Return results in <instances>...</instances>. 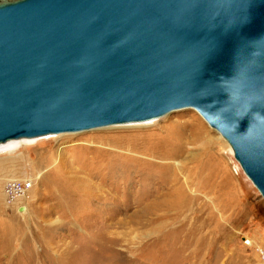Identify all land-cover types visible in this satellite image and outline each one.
I'll list each match as a JSON object with an SVG mask.
<instances>
[{"label": "water", "instance_id": "95a60500", "mask_svg": "<svg viewBox=\"0 0 264 264\" xmlns=\"http://www.w3.org/2000/svg\"><path fill=\"white\" fill-rule=\"evenodd\" d=\"M183 110L264 200V0H0V147Z\"/></svg>", "mask_w": 264, "mask_h": 264}, {"label": "rangeland", "instance_id": "374dc122", "mask_svg": "<svg viewBox=\"0 0 264 264\" xmlns=\"http://www.w3.org/2000/svg\"><path fill=\"white\" fill-rule=\"evenodd\" d=\"M10 179L32 181L24 207ZM257 247L264 200L193 110L0 148V264H262Z\"/></svg>", "mask_w": 264, "mask_h": 264}, {"label": "built area", "instance_id": "2783aa9c", "mask_svg": "<svg viewBox=\"0 0 264 264\" xmlns=\"http://www.w3.org/2000/svg\"><path fill=\"white\" fill-rule=\"evenodd\" d=\"M32 188L33 183L30 180L10 179L6 182L4 187L5 198L9 203L22 205L23 201L28 198ZM20 207H24V205ZM245 244L249 247L252 245L250 240H245ZM256 251L262 264H264V248L257 247Z\"/></svg>", "mask_w": 264, "mask_h": 264}, {"label": "bare ground", "instance_id": "6f19581e", "mask_svg": "<svg viewBox=\"0 0 264 264\" xmlns=\"http://www.w3.org/2000/svg\"><path fill=\"white\" fill-rule=\"evenodd\" d=\"M222 138V137H221ZM12 143H16V142H12ZM12 143H9V144H12ZM9 144H7V145H9ZM7 145H4V146H7ZM4 146H1L0 148H2V147H4ZM176 179V181L178 180V177H175ZM177 186V185H176ZM175 188V187H174ZM179 191V188L176 190V192H178ZM182 194V193H181ZM186 203H187V201H185V202H182L181 200L177 203V207H180V206H183V205H186ZM168 204V203H167ZM165 205V204H164ZM169 206V205H168ZM166 208H167V206H166ZM179 210H182V209H179ZM177 213V212H176ZM181 214V213H180ZM164 217V216H163ZM169 217V216H168ZM160 219V218H159ZM155 220V219H154Z\"/></svg>", "mask_w": 264, "mask_h": 264}]
</instances>
